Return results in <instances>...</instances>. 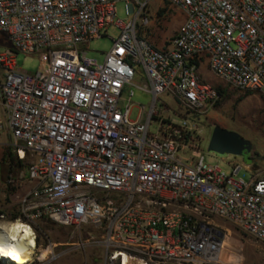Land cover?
Wrapping results in <instances>:
<instances>
[{"label": "built area", "instance_id": "built-area-1", "mask_svg": "<svg viewBox=\"0 0 264 264\" xmlns=\"http://www.w3.org/2000/svg\"><path fill=\"white\" fill-rule=\"evenodd\" d=\"M116 1L0 0V32L40 59L31 73L11 49L0 51V133L27 169L5 183H32L17 196L19 218L92 225L104 264H223L204 257L219 247L213 219L264 243V178L245 181L235 162L227 172L206 163L197 123L159 117L157 102L166 93L185 113L212 108L221 94L202 79L201 63L264 98V0H164L184 19L162 47L145 34L148 0H123L126 21ZM110 26L118 34L98 63L80 45ZM138 68L151 103L145 119L130 120L133 91L122 93Z\"/></svg>", "mask_w": 264, "mask_h": 264}, {"label": "rangeland", "instance_id": "rangeland-1", "mask_svg": "<svg viewBox=\"0 0 264 264\" xmlns=\"http://www.w3.org/2000/svg\"><path fill=\"white\" fill-rule=\"evenodd\" d=\"M145 15L149 18V24L144 28L145 34L158 47L167 43L184 19V14L178 7L169 5L164 0H148ZM116 17L123 21L130 18L126 14L123 0L116 1ZM117 34L118 29L110 26L105 36L83 42L80 47L87 51L88 57L100 63ZM5 48L13 51L19 68L31 73L38 70L40 65L38 54H24L13 49L7 36L0 32V51ZM199 72L206 83L222 90L221 98L205 114L199 115V113L183 112L173 97L165 93L159 96L157 102L160 110L159 117L165 118L169 115L171 118L178 119L186 116L194 120L201 134L199 147L206 163L218 164L227 172L230 168L228 163L235 162L241 166L238 176L245 181L253 175L257 178H264L263 96L258 92L243 91L228 86L213 75L205 63H201ZM143 82V73L138 68L132 82L133 85H128L123 90L124 99H127L130 90L133 91L130 98L132 103L130 120L137 119L140 113L141 119H145V113L150 106L151 95L140 88ZM214 125L235 131L244 139L249 140L252 146L251 151H243L241 155L208 151L207 145ZM158 128V119H153L149 125V132L155 133ZM10 141L9 134L3 130L0 133V213H3L5 218H0V221L20 220L31 226L36 249L32 260L27 264H104V251L99 245L100 232L92 225H63L47 215L27 220L19 218L16 202V194L19 190L17 187L10 188L6 185L5 179L11 167L15 168V175L20 174V177H24V173L27 174V169L25 164H18L15 158L12 159L14 153ZM13 214L15 217H12ZM212 223L219 231L220 239L222 238L221 255L216 259L217 261L223 264H264L263 242L252 238L228 220L214 218Z\"/></svg>", "mask_w": 264, "mask_h": 264}, {"label": "bare ground", "instance_id": "bare-ground-1", "mask_svg": "<svg viewBox=\"0 0 264 264\" xmlns=\"http://www.w3.org/2000/svg\"><path fill=\"white\" fill-rule=\"evenodd\" d=\"M10 221H0V249H3L0 257L9 264H27L35 254L34 232L31 226L23 221ZM221 244L222 238L216 252L214 254L207 253L204 256L205 259L215 261L220 258Z\"/></svg>", "mask_w": 264, "mask_h": 264}, {"label": "water", "instance_id": "water-1", "mask_svg": "<svg viewBox=\"0 0 264 264\" xmlns=\"http://www.w3.org/2000/svg\"><path fill=\"white\" fill-rule=\"evenodd\" d=\"M251 149L252 146L249 140L244 139L237 132L219 125L213 126L207 145L208 151L241 155L243 151L250 152Z\"/></svg>", "mask_w": 264, "mask_h": 264}, {"label": "crops", "instance_id": "crops-1", "mask_svg": "<svg viewBox=\"0 0 264 264\" xmlns=\"http://www.w3.org/2000/svg\"><path fill=\"white\" fill-rule=\"evenodd\" d=\"M182 23V22H181ZM181 25V24H180ZM14 156L12 157V159L14 160ZM18 164H21V163H18ZM23 165V164H22ZM15 170V168L14 167H11V169H10V171L9 172H13ZM32 186V183L31 182H24V183H22L21 185H19L17 188H18V190H19V192L17 193L18 195L19 194H21L23 191H25V190H27V189H29L30 187ZM16 194V199H17V195ZM16 202H17V200H16Z\"/></svg>", "mask_w": 264, "mask_h": 264}, {"label": "trees", "instance_id": "trees-1", "mask_svg": "<svg viewBox=\"0 0 264 264\" xmlns=\"http://www.w3.org/2000/svg\"><path fill=\"white\" fill-rule=\"evenodd\" d=\"M219 93L222 95V90L218 89ZM12 217H15V214H13Z\"/></svg>", "mask_w": 264, "mask_h": 264}, {"label": "snow or ice", "instance_id": "snow-or-ice-1", "mask_svg": "<svg viewBox=\"0 0 264 264\" xmlns=\"http://www.w3.org/2000/svg\"><path fill=\"white\" fill-rule=\"evenodd\" d=\"M0 253H3V249H0Z\"/></svg>", "mask_w": 264, "mask_h": 264}]
</instances>
